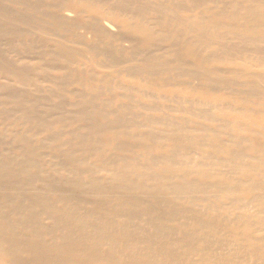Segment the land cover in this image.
Masks as SVG:
<instances>
[{
    "label": "bare ground",
    "instance_id": "6f19581e",
    "mask_svg": "<svg viewBox=\"0 0 264 264\" xmlns=\"http://www.w3.org/2000/svg\"><path fill=\"white\" fill-rule=\"evenodd\" d=\"M0 264H264V0H0Z\"/></svg>",
    "mask_w": 264,
    "mask_h": 264
}]
</instances>
